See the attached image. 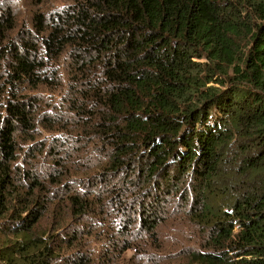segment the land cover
<instances>
[{"label": "trees", "instance_id": "trees-1", "mask_svg": "<svg viewBox=\"0 0 264 264\" xmlns=\"http://www.w3.org/2000/svg\"><path fill=\"white\" fill-rule=\"evenodd\" d=\"M61 1L0 0V264H264V0Z\"/></svg>", "mask_w": 264, "mask_h": 264}, {"label": "rangeland", "instance_id": "rangeland-1", "mask_svg": "<svg viewBox=\"0 0 264 264\" xmlns=\"http://www.w3.org/2000/svg\"><path fill=\"white\" fill-rule=\"evenodd\" d=\"M6 6H10L16 15L17 21L20 23H29L31 19V12L35 9L34 0H2ZM62 4L61 0H46V2L42 5V10L52 11L55 8L59 7ZM49 94V93H48ZM172 230V231H171ZM189 237L191 234L188 227H184V225L179 226L178 224L171 225L170 229L166 232V236L168 239L169 244H174L175 242L179 241L182 236ZM178 243H176L177 245ZM189 243L185 240L184 246H187ZM169 254H172L170 250L167 252H160V259L157 264H182L180 259L172 260L170 259ZM142 254L135 255L131 251L128 252L126 261L124 264H152L147 259H143Z\"/></svg>", "mask_w": 264, "mask_h": 264}]
</instances>
